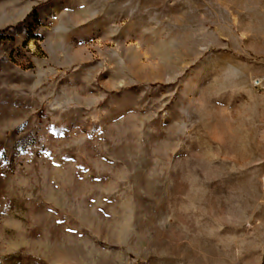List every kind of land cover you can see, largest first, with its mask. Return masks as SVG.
I'll list each match as a JSON object with an SVG mask.
<instances>
[{"label":"rangeland","instance_id":"374dc122","mask_svg":"<svg viewBox=\"0 0 264 264\" xmlns=\"http://www.w3.org/2000/svg\"><path fill=\"white\" fill-rule=\"evenodd\" d=\"M263 121L264 0H0V264H264Z\"/></svg>","mask_w":264,"mask_h":264},{"label":"crops","instance_id":"0c3cea01","mask_svg":"<svg viewBox=\"0 0 264 264\" xmlns=\"http://www.w3.org/2000/svg\"><path fill=\"white\" fill-rule=\"evenodd\" d=\"M259 124L260 125L258 127V135L257 136L260 138V141H262L264 143V121L259 123ZM259 160L264 162V152L261 155V158ZM262 173H264V164H263Z\"/></svg>","mask_w":264,"mask_h":264},{"label":"built area","instance_id":"2783aa9c","mask_svg":"<svg viewBox=\"0 0 264 264\" xmlns=\"http://www.w3.org/2000/svg\"><path fill=\"white\" fill-rule=\"evenodd\" d=\"M254 84H255L256 87H260V86H262V80L261 79H257Z\"/></svg>","mask_w":264,"mask_h":264}]
</instances>
